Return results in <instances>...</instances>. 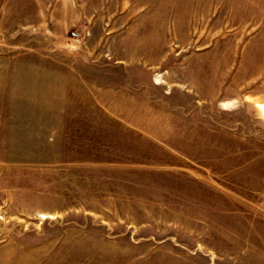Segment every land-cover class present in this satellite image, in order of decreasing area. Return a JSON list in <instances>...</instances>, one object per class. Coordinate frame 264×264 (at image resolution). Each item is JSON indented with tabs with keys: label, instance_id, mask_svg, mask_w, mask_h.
Here are the masks:
<instances>
[{
	"label": "rangeland",
	"instance_id": "374dc122",
	"mask_svg": "<svg viewBox=\"0 0 264 264\" xmlns=\"http://www.w3.org/2000/svg\"><path fill=\"white\" fill-rule=\"evenodd\" d=\"M0 264H264V0H0Z\"/></svg>",
	"mask_w": 264,
	"mask_h": 264
},
{
	"label": "built area",
	"instance_id": "2783aa9c",
	"mask_svg": "<svg viewBox=\"0 0 264 264\" xmlns=\"http://www.w3.org/2000/svg\"><path fill=\"white\" fill-rule=\"evenodd\" d=\"M75 36L77 37L78 35L75 34Z\"/></svg>",
	"mask_w": 264,
	"mask_h": 264
}]
</instances>
